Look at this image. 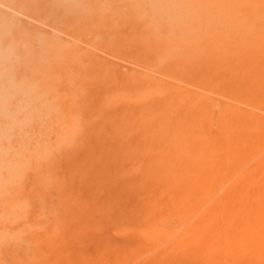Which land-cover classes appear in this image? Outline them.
Here are the masks:
<instances>
[{
    "label": "bare ground",
    "instance_id": "obj_1",
    "mask_svg": "<svg viewBox=\"0 0 264 264\" xmlns=\"http://www.w3.org/2000/svg\"><path fill=\"white\" fill-rule=\"evenodd\" d=\"M0 2L28 17L40 12L39 21L52 28L0 6V222H16L27 212L26 192L60 197L57 186L64 180L55 174L58 167L85 169L92 166V154L132 151L128 140L142 133L194 138L198 148L197 142L210 137L211 117L225 128L237 127L259 91L264 99V74L251 76L254 68L264 72V58L254 50H264V16L257 13L264 0ZM212 95L220 96L221 112L210 108ZM109 137L115 147L101 141ZM64 149L70 150L67 157L54 162ZM180 153L186 156V147L173 154ZM251 185L248 193L255 191ZM261 216L249 222L264 227ZM5 229L0 226V248L23 241L21 228ZM64 229L54 228L53 245Z\"/></svg>",
    "mask_w": 264,
    "mask_h": 264
},
{
    "label": "rangeland",
    "instance_id": "obj_2",
    "mask_svg": "<svg viewBox=\"0 0 264 264\" xmlns=\"http://www.w3.org/2000/svg\"><path fill=\"white\" fill-rule=\"evenodd\" d=\"M3 3L4 11L15 10ZM18 10V16L12 15L52 30L39 21L40 12L39 18H31ZM257 13L264 16V10ZM254 50L264 58V50ZM262 73L254 68L251 76ZM208 102L216 113L224 110L219 95H212ZM254 103L237 127L225 128L219 118L211 117L207 123L210 137L197 142L198 148L194 138L142 133L128 140L132 151L92 154L94 165L85 169L58 167L55 174L64 180L57 186L60 197L26 192L22 201L30 215H21L18 226L11 219L0 222L8 232L21 228L24 237L18 244L0 248V264H264V249L260 250L264 227L260 221L249 222L254 215H264L263 209L259 212L260 205L264 206V99L260 91ZM101 141L104 146L116 145L111 137ZM184 147L186 156L173 154ZM64 150L48 159L61 163L70 151ZM31 171L29 180L37 173L33 170L31 175ZM250 184L255 189L252 193H248ZM142 205L146 211L138 212L136 207ZM216 208L219 213L213 216ZM245 208L250 213L244 215ZM59 224L66 229L59 231V245H53L58 233L54 228ZM188 234V244L178 248Z\"/></svg>",
    "mask_w": 264,
    "mask_h": 264
}]
</instances>
